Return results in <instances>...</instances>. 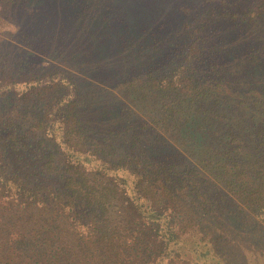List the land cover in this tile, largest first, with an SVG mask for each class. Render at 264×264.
<instances>
[{"label":"trees","instance_id":"1","mask_svg":"<svg viewBox=\"0 0 264 264\" xmlns=\"http://www.w3.org/2000/svg\"><path fill=\"white\" fill-rule=\"evenodd\" d=\"M0 264H264V0H0Z\"/></svg>","mask_w":264,"mask_h":264},{"label":"rangeland","instance_id":"2","mask_svg":"<svg viewBox=\"0 0 264 264\" xmlns=\"http://www.w3.org/2000/svg\"><path fill=\"white\" fill-rule=\"evenodd\" d=\"M196 1H199V0H196Z\"/></svg>","mask_w":264,"mask_h":264}]
</instances>
